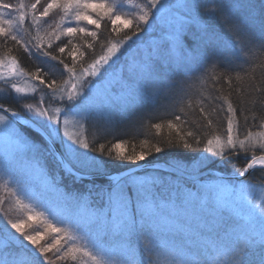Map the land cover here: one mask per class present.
Instances as JSON below:
<instances>
[{
	"label": "snow or ice",
	"instance_id": "6c2138e0",
	"mask_svg": "<svg viewBox=\"0 0 264 264\" xmlns=\"http://www.w3.org/2000/svg\"><path fill=\"white\" fill-rule=\"evenodd\" d=\"M39 3L0 0L3 46L11 41L67 73L29 72L15 56L0 58V67L10 59L0 99L21 109L0 103V174L11 178L0 183V210L9 202L26 216L4 211L0 264H264V183L249 179L264 174V0H49L37 15ZM53 10L58 20L42 35ZM29 19L35 35L23 40ZM61 37L67 43L54 47ZM97 44L102 54L85 63ZM17 77L32 83L21 87ZM209 80L219 95L201 90L193 99L195 82ZM170 97L162 105L170 118L149 125L159 138L140 140L139 151L131 140H89L90 122L129 118ZM214 100L223 103L210 107ZM218 110L227 122L219 133ZM167 148L196 155L167 167L149 161ZM216 158L231 172L202 183ZM108 161L122 170L112 174Z\"/></svg>",
	"mask_w": 264,
	"mask_h": 264
},
{
	"label": "trees",
	"instance_id": "16d2710c",
	"mask_svg": "<svg viewBox=\"0 0 264 264\" xmlns=\"http://www.w3.org/2000/svg\"><path fill=\"white\" fill-rule=\"evenodd\" d=\"M32 0H3V2H9L13 4H20L21 2L31 5ZM48 0H40V3L37 5V8L40 7V9L37 11V15L39 12L43 11L42 6L43 3H46ZM14 15H16L14 13ZM57 15L55 12L52 17H46L44 18L45 23L41 26V34L44 35L46 31H51L50 28H48V25L51 24L53 27L54 21L53 18ZM91 26V27H90ZM117 26H119L117 24ZM112 25L110 22H107V29H111ZM121 27V26H119ZM122 28V27H121ZM89 30H95L94 25H89ZM35 35V29L31 27V21L30 19L25 22L23 27L20 30V35L23 40H29L30 35ZM109 35L108 30H103L100 33L101 39H105ZM68 37H61L60 41L55 42L54 47L57 45L66 44L68 41ZM78 39H74L73 43H78ZM3 40L0 39V58H3L5 56H15L17 57V60L19 62V66L21 68H24L26 71H34L37 66H44L45 68L51 67L53 70L57 73V78H60V73H63L65 76V72L63 70V66L58 63V61H49L47 57H40L39 59H34V58H29L27 53H24L22 48H19V46L13 44L11 41L8 42L7 47L3 46ZM7 48H12L13 51L11 53H8ZM100 51V46L99 44L96 45L95 53H92L89 51V55L87 57V60L85 63H88L91 61L96 54ZM68 49L65 50V53L63 54L62 58L65 59L66 63H69L71 65L72 58L70 56H67ZM56 55L60 56V53H55ZM47 61V63H43ZM211 62V61H210ZM209 62V63H210ZM202 69L198 70V73L192 74L194 77H198L200 75V72ZM223 84V82H221ZM5 85L3 84V81H0V88H4ZM226 87V85H225ZM204 90L206 91L209 95L215 97L219 95V93L215 90V87L213 86L212 81H208L204 84H201L199 81L195 82V86L190 89L191 95L193 96V99H195L197 96H199L200 91ZM13 96H15V93H12ZM173 97H170L168 100L161 99L160 101H157L156 104H149L143 107V109H138L135 114L129 118H122L120 115H114L111 121H103L102 123H98L95 121V127L92 126V122H90L89 127H88V138L91 141L94 137L96 139L97 143H104L108 140L111 141V143H115L118 140H131L133 143L136 145V150H140V140L145 139L146 137L149 139H152L153 142H155L156 139L159 137L157 136L156 132L154 129H151L149 125L151 123H156L160 122L161 119H167L170 118L165 114V109L162 108L163 104H167L170 102V100ZM233 101L234 103L237 102V98L235 95L233 96ZM0 103H5L6 106L16 110V111H21L20 106L18 103L13 102L11 99L4 100L0 99ZM207 103V102H206ZM222 101H215L213 102L214 106L215 104H222ZM256 111L260 112L261 109L259 105L256 107ZM141 112V116L138 117V113ZM144 112V113H143ZM198 114V113H197ZM151 117V119H149ZM214 124L216 125V132H221L222 129H226L227 122L224 119L223 115L220 114L219 110L217 111L216 115L213 117ZM203 123V122H202ZM107 129V131H106ZM240 130L242 132L245 131V125L243 120L240 122ZM164 134H167V129H164ZM209 133H211V129L206 130ZM134 138V140H133ZM109 147L111 144L108 145ZM128 147L126 146L125 150H128ZM196 155V153L192 152H186L185 150L182 149H175V148H167L165 149V152L162 154H155L153 153V156L149 157V161H165L168 162L169 160L175 159V160H180V161H190L191 156ZM102 159L107 160V157H101ZM217 159V163L210 165L209 167L215 168L220 170L221 172H226L229 173L231 172V164L230 163H223L221 164L219 162V159ZM243 161H241L242 163ZM115 161H108L109 165V171H117L120 170V168L115 167ZM189 163V162H188ZM212 175H203L201 176V182H207L210 180ZM215 177V176H214ZM217 178V177H215ZM249 179L257 184L264 183V174H262L260 171H256L253 173ZM67 182V181H66ZM89 183L88 181H84L83 184ZM96 183H107L106 179H98ZM78 187H82L83 185H77ZM6 193H0V196H4ZM7 195V194H6ZM8 204L7 210L9 208V202H6ZM6 208L3 206V210H0V215H4V211ZM9 211H12L11 209L8 210V214L10 217L12 215L10 214ZM44 242V241H42ZM51 256V254H48ZM84 260V259H83ZM83 260L81 259L79 261V264H82ZM56 264H61V262L57 261Z\"/></svg>",
	"mask_w": 264,
	"mask_h": 264
},
{
	"label": "rangeland",
	"instance_id": "374dc122",
	"mask_svg": "<svg viewBox=\"0 0 264 264\" xmlns=\"http://www.w3.org/2000/svg\"><path fill=\"white\" fill-rule=\"evenodd\" d=\"M35 2H36V0H32V1H31V3H35ZM48 2H49V0H48L46 3H43L42 10H43V7H44ZM93 2H99V0H93ZM37 9L39 10L40 7H38ZM89 11H91V10H89ZM55 12L57 13V15L53 18L54 25H55V22L58 20V17H59V15H60V13H59L58 11H56V10H53V11H51V12L49 13V17H52V16L54 15ZM92 15H93V17L95 18V13H92ZM117 24H118L119 26H121L122 28L124 27L123 24H122L120 21H117ZM81 25H82V26H87V27L89 28V25H87V22H86V21H81ZM90 27H91V26H90ZM55 42H57V41H55ZM100 54H102L101 50L96 54V56H98V55H100ZM94 58H95V57H94ZM89 62H90V61H89ZM9 65H10V59L6 61L5 66L0 67V72H3V73H5V75H7V74L9 73V71H10V69H9ZM197 73H198V70L194 71L192 74H195V75H196ZM65 76H67V73H66V72H65ZM15 80H16V82H17L21 87H27V86H30L31 83H32L31 81H28L27 84H26V83H25V78H19V77H17V78H15ZM36 83H38V81H37ZM42 91L47 92V89H42ZM29 95H30L31 97H34V99H30L28 102L35 103L36 100L39 99V95H40V93L38 92V93H35V94H29ZM142 109H143V108H142ZM143 113H144V112H143ZM139 116H141V112L138 113V117H139ZM103 121H106V120H105L104 118H100V119L96 120V122H98V123H102ZM69 130H70V131L73 130V126H72L71 124H70V126H69ZM179 161H180V160H179ZM182 162L185 163V164H188V162L191 163V160H190V161H187V162H184V161H182ZM10 179H11L10 177H8V176H6V175H2V174H0V183H2L4 180H10ZM215 180H216V178H215L214 176H212L211 179L208 180L207 182H208V183H212V182H214ZM202 183H203V182H202ZM10 186H11V184H10ZM1 192L4 193L2 190H0V193H1ZM5 195H6V194H5ZM259 195H260L259 192L255 193V196H256V197H259ZM3 206H4V207L6 208V210H7L8 204L5 203ZM10 209L12 210V211H9L10 214L12 215V217H10L9 214H8V217H9V218L15 219V218H17V216H21L22 218L26 219V216H25L23 213L18 212V210H17L15 207H10V203H9V208H8V210H10ZM8 210H7V211H8ZM37 210H40V209H37ZM0 220H3L5 223L7 222V218H5L4 215H0ZM29 223H32L34 226H38V227L40 228V230L43 231L44 225H43L41 219L34 218L33 221H30ZM51 235L54 237V234H51ZM44 240H46V241H48V242H51L49 236H45ZM42 243H43V242H42ZM50 254H51V253H50ZM83 259H84V260H83ZM83 259H82V260H83L82 264H88L87 259H86V258H83Z\"/></svg>",
	"mask_w": 264,
	"mask_h": 264
},
{
	"label": "water",
	"instance_id": "95a60500",
	"mask_svg": "<svg viewBox=\"0 0 264 264\" xmlns=\"http://www.w3.org/2000/svg\"><path fill=\"white\" fill-rule=\"evenodd\" d=\"M152 163H159L160 165L164 166V167H167L168 166V163L165 162V161H152ZM122 169L120 170H117V171H112L111 173L112 174H117L119 171H121ZM212 175V176H215V177H219L221 175L227 177L229 175V173H226V172H221L215 168H212V167H209L207 169H204L203 173L201 174V176L203 175Z\"/></svg>",
	"mask_w": 264,
	"mask_h": 264
}]
</instances>
